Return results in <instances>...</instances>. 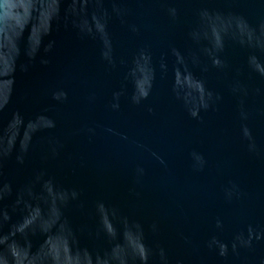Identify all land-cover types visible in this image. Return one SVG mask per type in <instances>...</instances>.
Returning a JSON list of instances; mask_svg holds the SVG:
<instances>
[{
  "label": "water",
  "instance_id": "water-1",
  "mask_svg": "<svg viewBox=\"0 0 264 264\" xmlns=\"http://www.w3.org/2000/svg\"><path fill=\"white\" fill-rule=\"evenodd\" d=\"M0 264H264V0H0Z\"/></svg>",
  "mask_w": 264,
  "mask_h": 264
}]
</instances>
